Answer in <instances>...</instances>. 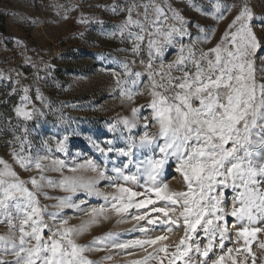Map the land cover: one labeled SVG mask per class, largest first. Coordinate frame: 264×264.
Returning a JSON list of instances; mask_svg holds the SVG:
<instances>
[{"label": "snow or ice", "instance_id": "snow-or-ice-1", "mask_svg": "<svg viewBox=\"0 0 264 264\" xmlns=\"http://www.w3.org/2000/svg\"><path fill=\"white\" fill-rule=\"evenodd\" d=\"M191 5L192 0H188ZM166 6L172 13V19L176 24L169 26L167 31H161V24L167 21L164 8L155 4L141 5L145 9L144 19L149 28H145L144 23L132 16L135 4L128 6L127 19L117 26V30L111 35H119L124 38L127 32V39L132 43V52L139 54L141 46L147 34V51L149 94L152 97L151 103L147 105L152 110V120L159 127L158 133L149 134L147 131L149 124H144V133L140 136L137 144L132 136L127 137L125 147H114L112 141H108V147H100L93 142L94 147L107 156L108 153H115L118 157H126V161H121L120 165L114 164L111 171L116 173L117 180L124 182H138V176L146 177L145 190L153 192L158 199L168 200L172 205L179 204L182 208L180 217L185 225V236L176 246L172 253L169 264H175L179 260L182 264H194L190 253L199 256V264H224L226 255L236 264V260L230 254L232 248L227 249L224 255H216L212 259L210 253L216 246L215 241L219 236V247L224 248V241L228 237L226 213L221 207V198L224 197V189L231 188L235 192L234 199L239 205L233 207L230 213L236 220L244 226L237 232V238H243L245 251L250 243V238L254 239L260 228H251L260 220H264V83L257 81L256 62L264 60V54L257 57L256 53L261 50L262 43L253 30L254 13L249 7L247 0L239 6V12L232 20L228 30L223 34L220 42L207 52L201 50L199 57L193 47L181 45L176 59L171 64H167L168 73L157 72L153 69L152 61L155 58L161 59L160 68L163 69V56L165 54L164 45H173L175 36H189L188 21L170 5ZM154 10V19L149 20L148 9ZM196 11H201L195 7ZM222 5L217 2L214 5L215 12L203 13L210 15L214 20L224 19L221 12ZM236 5L224 6L225 12H230ZM116 12V6L112 7ZM139 13H137V16ZM130 26L139 29V32L129 30ZM264 28V19L258 25ZM200 33H205V29L196 26ZM234 29V31H233ZM162 37V39H153ZM209 36L197 37L196 42H208ZM134 63V61H133ZM143 63V61H142ZM191 66L194 71L189 70ZM125 76H134L131 81L133 86L138 85L140 72L132 73L127 63L123 65ZM172 70L181 72L180 76H173ZM264 72V68L259 69ZM160 76V80L155 77ZM117 77V87L120 95L132 101L136 95H141L139 90L126 89ZM162 89L163 91H157ZM15 89H13V92ZM24 95L21 97V104L15 108L17 117L24 120H32L36 109L27 110L30 103L28 96L29 89H22ZM172 92L171 96L165 95ZM36 98L42 100L39 89H36ZM198 105V106H196ZM138 108L132 109V120L124 118L119 123L124 129L131 132L136 127ZM43 115V113H41ZM148 118L145 117V120ZM116 125H111L110 130L115 131ZM25 128V132H27ZM19 150H13L11 155L23 170L30 171L35 168L39 173V178L33 177L30 181H23L19 178L10 164L0 158V224H5L9 233L0 235V264H94L88 260L84 253L101 251L97 245H109L114 248H128L130 246L154 245L157 241L165 239L164 236L155 240L135 241L131 245L126 243H113L114 233H108L103 237H96L88 245L76 243V237L83 234L94 224L98 223V217L102 216L106 208H93L88 215L89 220L84 221L79 227H68V220L59 216V210L67 208H79L72 195L58 198V202L52 205L58 211L48 212L47 207L41 206L38 195L45 199H56L50 197L44 191L45 188H59L70 194L84 192L86 195H103L95 189L94 180L85 181L76 176H63L59 181L47 178L46 171L61 172L65 168L62 160H52L51 166L46 168L43 161L47 156L38 153L23 154L27 140H21ZM65 136L57 141L56 150L67 152ZM163 140V144L157 141ZM11 144V142H9ZM46 145V141L44 142ZM29 147L31 145L29 144ZM147 149L154 152L159 149L160 158L148 156L147 159H138L133 149ZM51 149H49L50 151ZM134 157H137L134 160ZM174 159L176 170L180 172L185 180L186 192H168V185L163 181L165 167L169 161ZM135 164L136 173L125 174L124 169ZM87 166L92 171L98 173L100 179H106L105 170H101L91 160L87 161ZM80 168L85 167L80 165ZM69 171L75 173L77 168H70ZM32 185L33 190H29L27 184ZM119 195H113L111 209L120 215L130 207L144 208L155 201L146 199L136 202L135 197L143 195L131 190L123 185H115ZM217 190H219L217 192ZM217 193V194H213ZM127 196V199H125ZM105 201L109 200L104 196ZM81 203H84L81 200ZM175 212L176 209L172 208ZM152 211L163 213L168 217L169 209L157 207ZM47 214L52 224L45 222L44 215ZM176 220L164 219L160 223L168 224L167 231H172V224H178ZM107 219V217H104ZM135 220L145 219L144 215H136ZM59 220V223L57 221ZM247 221V223H244ZM149 224H155L156 220L148 219ZM223 222V223H221ZM202 227L206 243L201 247L197 241L193 240V234L197 228ZM55 229V230H53ZM45 230L48 237L45 239ZM144 231V229H141ZM159 251L167 252L161 248ZM236 251H239L237 249ZM11 255L15 257L13 261H6L3 256ZM106 259H111L107 257ZM149 259L156 257L149 254L144 260L136 261L134 264H147Z\"/></svg>", "mask_w": 264, "mask_h": 264}, {"label": "rangeland", "instance_id": "rangeland-1", "mask_svg": "<svg viewBox=\"0 0 264 264\" xmlns=\"http://www.w3.org/2000/svg\"><path fill=\"white\" fill-rule=\"evenodd\" d=\"M217 2L222 5L221 12L224 14V19L214 20L210 15L201 14V12H215L214 5ZM243 2L244 0H192L190 5L188 0H154L155 4L164 8L168 16L167 21L160 26L161 31H167L170 25L177 23L171 18L172 13L167 4L189 22L190 35L175 36L173 45H164L165 67L161 69V59L155 58L152 61L153 69L168 73L169 69L166 65L173 63L181 45L193 47L197 57L201 50L207 52L215 47L238 14L239 6ZM151 3L153 0H0V27L5 28V31L0 28V158L12 166L21 180L30 181L33 177L39 178L40 173L35 168L30 171L23 170L11 155L14 149L19 150L20 142L15 137H20L21 140H27L23 154L30 153L35 156L38 153L41 156H47L48 159L43 161L46 168L51 166L52 160L64 161L66 166L62 173L46 171L44 175L47 178L59 181L63 176H76L85 181H96L95 189L103 195H86L82 191L70 194L59 188L44 189L48 196L56 199H45L44 196L38 195L40 205L47 207L48 212L58 211L52 207L58 202V198L72 195L73 201L79 204V208L59 210V216L68 220V227H79L84 221L89 220L91 217L88 213L93 208L107 209L102 216L98 217L97 224L75 238L79 245H88L94 238L103 237L108 233L115 234L113 243L130 245L135 241L165 237L154 245L146 244L144 247L137 245L121 249L109 245H97L103 250L84 253L85 257L94 264H134L136 261L144 260L149 254L156 259H149L147 264H169L172 253L185 236L184 221L180 217L181 206L172 205L168 200L158 199L153 192H146V177L142 174L138 176L136 184L117 180L116 173L111 169L114 164L120 165V162L126 161L127 158L118 157L114 152L105 156L93 144L95 142L105 150L108 147V141H112L114 147H125L129 136H132L138 144L140 136L145 131V123L149 124L147 129L149 134L159 131L158 125L152 120V110L147 107L152 100L146 68L149 59L147 34L145 33V41L138 55L132 52L133 45L127 39V32L124 38L111 35L117 30V26L127 19V9L131 4L137 6L132 12L133 18L144 23L146 29L149 28L144 19L145 9L141 5ZM247 3L254 13L253 30L262 43L261 50L256 53L259 57L264 54V28L258 26L264 19V0H247ZM114 5L115 13L112 11ZM193 5L201 11H196ZM228 5H236V7L230 12H225L224 6ZM137 13H139L138 16ZM148 13L149 20L155 18L151 7ZM197 25L204 28L205 33H200ZM129 30L139 32V29L134 26H130ZM205 35L209 36L208 42H196L197 37ZM153 39H162V37H153ZM19 56L21 58L17 59ZM125 63L128 64L132 73H141L138 85L131 84V81L135 79L134 76L124 75ZM256 68L258 69L257 81L264 83V72L259 71L264 68V60L258 59ZM189 70L194 71L191 66ZM181 74L172 70L173 76L178 77ZM117 77L121 81L128 82L123 84L124 88L139 90L142 94L136 95L132 101L123 98L116 84ZM155 78L160 80V76ZM23 88L29 89L30 103L27 105V110L32 111L33 108L37 110L32 120L26 121L22 117H17L15 113V108L22 103ZM37 88L42 100L36 98ZM13 89H15L14 92ZM157 91L163 90L157 89ZM172 94V92L165 93L168 96ZM133 108H138L139 112L136 127L129 132L119 122L124 118L132 120ZM145 117L148 119L145 120ZM111 125L117 126L115 131L110 130ZM65 136L68 137L67 152H59L56 150V143ZM157 142L163 144V140ZM133 151L138 159H147L148 156L160 158L158 148L154 152L139 148ZM137 157H134V160ZM89 160L99 169L105 170L108 178L100 179L98 173L87 166ZM80 165L85 167L80 168ZM70 168H77V171L73 173L69 171ZM124 171L125 174L136 173L135 164ZM163 181L167 183L169 193L187 191L184 177L176 170L174 159H171L165 167ZM117 184L131 188L134 192L143 193L134 198L136 202L152 199L155 203L148 204L144 208L130 207L126 212L117 215L111 209L113 203L111 197L119 195L115 187ZM26 186L34 191L30 183ZM261 189L264 190V184L261 185ZM104 196L109 197L107 202ZM234 197L235 192L231 188L224 189L221 207L229 213L225 217L228 238L225 239L224 248L221 249L219 236H217L216 246L213 249L215 255L210 253V256L215 259L216 255H224L228 248H232L233 252L230 255L235 258L236 264H264V220H260L255 225H249L250 229L262 230L256 233L254 239L250 238L248 250L245 251L244 239L237 238L236 235L244 225L230 215L232 208L239 206ZM81 200L84 203H81ZM157 207L168 208V217H164L163 213L152 211ZM172 208L176 211H171ZM136 215H144L145 219H133ZM177 217H180L179 222L171 225V232L167 231L168 224L160 223L161 220L169 218L176 220ZM44 219L48 224H52L47 214L44 215ZM148 219H154L156 223L149 224ZM8 233V227L0 224V235ZM44 235L47 239V230ZM197 241L201 247L207 242L202 227L197 228L190 243ZM161 248L167 249V252L159 251ZM237 249L239 251H236ZM189 255L193 257L194 264H199L201 259L199 256L194 253ZM107 257L111 259H106ZM3 259L13 261L15 257L6 255ZM175 264H182V262L177 260ZM224 264H232V260L227 255Z\"/></svg>", "mask_w": 264, "mask_h": 264}, {"label": "trees", "instance_id": "trees-1", "mask_svg": "<svg viewBox=\"0 0 264 264\" xmlns=\"http://www.w3.org/2000/svg\"><path fill=\"white\" fill-rule=\"evenodd\" d=\"M0 28H1L2 31H5V28H3V27H0Z\"/></svg>", "mask_w": 264, "mask_h": 264}, {"label": "built area", "instance_id": "built-area-1", "mask_svg": "<svg viewBox=\"0 0 264 264\" xmlns=\"http://www.w3.org/2000/svg\"><path fill=\"white\" fill-rule=\"evenodd\" d=\"M20 58H21V56L17 57V59H20ZM49 58H50V57H49ZM50 59H52V57H51Z\"/></svg>", "mask_w": 264, "mask_h": 264}]
</instances>
